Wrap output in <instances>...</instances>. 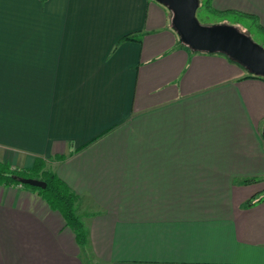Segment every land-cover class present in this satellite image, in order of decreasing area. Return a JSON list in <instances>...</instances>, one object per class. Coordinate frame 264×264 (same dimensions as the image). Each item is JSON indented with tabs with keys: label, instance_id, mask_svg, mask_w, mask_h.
Here are the masks:
<instances>
[{
	"label": "crops",
	"instance_id": "obj_1",
	"mask_svg": "<svg viewBox=\"0 0 264 264\" xmlns=\"http://www.w3.org/2000/svg\"><path fill=\"white\" fill-rule=\"evenodd\" d=\"M210 8L264 35V0ZM170 20L153 0H0V162L40 161L85 233L0 185V264H264V79Z\"/></svg>",
	"mask_w": 264,
	"mask_h": 264
},
{
	"label": "water",
	"instance_id": "obj_2",
	"mask_svg": "<svg viewBox=\"0 0 264 264\" xmlns=\"http://www.w3.org/2000/svg\"><path fill=\"white\" fill-rule=\"evenodd\" d=\"M165 6L171 14V26L180 41L194 52L219 53L236 62L252 76L264 78V48L247 35L227 25L203 26L195 13L198 0H153ZM264 138V128L262 132ZM19 183L45 189L38 179L19 178Z\"/></svg>",
	"mask_w": 264,
	"mask_h": 264
},
{
	"label": "trees",
	"instance_id": "obj_3",
	"mask_svg": "<svg viewBox=\"0 0 264 264\" xmlns=\"http://www.w3.org/2000/svg\"><path fill=\"white\" fill-rule=\"evenodd\" d=\"M210 5L211 0H205V8L211 9ZM132 39V36H125L123 38L125 41H130ZM230 61L234 62L232 60ZM250 77L264 79L263 77L259 76ZM19 178L38 179L44 181L46 183V188L39 189L30 187L28 185H22L19 183ZM0 185L21 186L37 191L51 209L58 211L61 214L66 225L74 232L77 243L79 245H83L85 243V233L83 226L74 210V204L77 199L76 196L55 174L45 171L40 161H35L33 168L30 170L11 168L8 164L0 162ZM254 200V198L249 200L245 205L250 206ZM257 200H264V197Z\"/></svg>",
	"mask_w": 264,
	"mask_h": 264
},
{
	"label": "rangeland",
	"instance_id": "obj_4",
	"mask_svg": "<svg viewBox=\"0 0 264 264\" xmlns=\"http://www.w3.org/2000/svg\"><path fill=\"white\" fill-rule=\"evenodd\" d=\"M199 7L195 17L199 24L203 26L227 25L238 29L247 35L255 44L264 48V35L259 32L253 23L233 14H220L212 9L205 8V0H198Z\"/></svg>",
	"mask_w": 264,
	"mask_h": 264
}]
</instances>
